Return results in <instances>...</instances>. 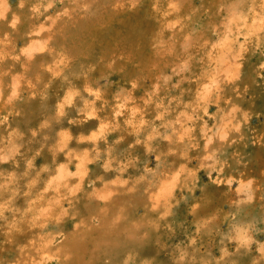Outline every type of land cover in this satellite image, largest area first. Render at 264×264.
Instances as JSON below:
<instances>
[{
	"label": "rangeland",
	"instance_id": "374dc122",
	"mask_svg": "<svg viewBox=\"0 0 264 264\" xmlns=\"http://www.w3.org/2000/svg\"><path fill=\"white\" fill-rule=\"evenodd\" d=\"M35 1L0 0V264H67L66 241L89 214L102 226L105 205L91 199L102 184L145 223L105 264H264V0ZM56 200L53 216L37 215ZM150 201L152 213L139 206Z\"/></svg>",
	"mask_w": 264,
	"mask_h": 264
},
{
	"label": "bare ground",
	"instance_id": "6f19581e",
	"mask_svg": "<svg viewBox=\"0 0 264 264\" xmlns=\"http://www.w3.org/2000/svg\"><path fill=\"white\" fill-rule=\"evenodd\" d=\"M6 1V0H5ZM12 1V0H11ZM126 1V0H125ZM168 1V0H167ZM255 1V0H254ZM3 2V1H2ZM9 2V1H8ZM36 1L34 0V2H33V4L35 3ZM69 2V1H68ZM100 2H101V0H100ZM99 2V3H100ZM135 2H137L136 4H138L139 2L138 1H134V3ZM10 3V2H9ZM124 2H122V4H123ZM176 3V2H175ZM250 3V2H249ZM252 3V2H251ZM253 3H255V2H253ZM11 4V3H10ZM16 4V3H15ZM14 4V5H15ZM151 4H152V2H151ZM242 4H244V2H242L241 3V9H242ZM258 5H259V3H257ZM31 5V4H30ZM121 5V4H120ZM127 5H128V3H127ZM249 5H251V4H249ZM253 5V4H252ZM251 5V6H252ZM257 5V7H261V5L260 6H258ZM263 5H264V3H263ZM97 6V5H96ZM121 6H123V5H121ZM120 6V7H121ZM138 6V5H137ZM221 6V5H220ZM244 6H245V4H244ZM244 6H243V8H244ZM254 6V5H253ZM135 7V6H134ZM139 7V6H138ZM224 7V6H223ZM254 7H256V4H255V6ZM253 7V8H254ZM151 8V7H150ZM164 8H166V6L164 7ZM249 8V7H248ZM84 9V8H83ZM97 9V8H96ZM146 9V8H145ZM240 9V10H241ZM255 9V8H254ZM261 9L263 10V8L261 7ZM69 10V9H68ZM249 10V9H248ZM253 10V9H252ZM19 11H20V9H19ZM86 11V10H85ZM88 11V10H87ZM87 11H86V13H87ZM143 11V10H142ZM152 11V10H151ZM167 11V10H166ZM243 11V10H242ZM247 11V10H246ZM250 11V10H249ZM248 11V12H249ZM11 12V11H10ZM30 12V11H29ZM76 12V11H75ZM160 12V11H159ZM175 12V11H174ZM192 12V11H191ZM250 12H255V11H250ZM264 12V11H263ZM70 13H72V11L70 12ZM154 13V12H153ZM204 13V12H203ZM238 13H240V12H238ZM243 13V12H242ZM247 13V12H246ZM256 13V12H255ZM74 14V13H73ZM84 14V13H83ZM82 14V15H83ZM167 14V13H166ZM175 14V13H174ZM177 14H179V11H178V13ZM261 14V13H260ZM33 15H35V13L33 14ZM77 15H78V12H77ZM115 15V14H114ZM148 15V14H147ZM205 15H206V12H205ZM208 15V14H207ZM238 15V14H237ZM245 15V14H244ZM71 16H73V15H71ZM75 16V15H74ZM84 16H85V14H84ZM87 16V15H86ZM86 16H85V18H86ZM115 16H117V14L115 15ZM174 16V15H173ZM203 16V15H202ZM243 16V15H242ZM251 16V18H252V16L253 15H250ZM257 16H258V14H257ZM261 16H264V13H263V15L261 14ZM89 17V16H88ZM119 17V16H118ZM175 17V16H174ZM201 17V16H200ZM204 17V16H203ZM209 17V16H208ZM238 17V16H237ZM246 17H249L248 15L246 16ZM35 18V17H34ZM83 18V17H82ZM84 18V19H85ZM92 18V17H91ZM153 18V17H152ZM242 18V17H241ZM245 18V17H244ZM250 18V19H251ZM256 18H258V17H256ZM260 18H263V17H260ZM71 19V18H70ZM73 19V18H72ZM145 19V18H144ZM194 19V18H193ZM207 19V18H206ZM264 19V18H263ZM6 20V19H5ZM65 20V19H64ZM85 20H87V19H85ZM154 20V19H153ZM164 20H165V18H164ZM164 20H163V22H164ZM190 20V19H189ZM239 20V19H238ZM237 20V22H239ZM256 20V19H255ZM7 21V20H6ZM6 21H5V23H6ZM56 21V20H55ZM68 21H69V19H68ZM80 21H82L81 20V18H80ZM89 21H91V19L89 20ZM252 21V20H251ZM254 21V20H253ZM261 21V23H262V20H260ZM47 22V21H46ZM67 22V21H66ZM76 22H78V21H76ZM75 22V23H76ZM158 22H159V20H158ZM244 22H246V21H244ZM250 22V21H249ZM248 22V23H249ZM255 22V21H254ZM258 22V21H257ZM4 23V22H3ZM34 23H35V21H34ZM48 23V22H47ZM87 23V22H86ZM91 23V22H90ZM175 23V22H174ZM261 23L259 24V25H257V30H260L261 28L259 27L260 25H261ZM31 24V23H30ZM80 24H81V22H80ZM158 24V23H157ZM161 24H162V20H161ZM160 24V25H161ZM242 24H243V22H242ZM241 24V25H242ZM3 25V24H2ZM6 25H7V23H6ZM66 25V24H65ZM68 25V24H67ZM75 25V24H74ZM82 26L84 25V24H81ZM154 25H155V22H154ZM173 25H175V24H173ZM240 25V23H238V26H241ZM77 26V25H76ZM114 26V25H113ZM116 26V25H115ZM15 27V26H14ZM26 27H28V25L26 26ZM54 27V26H53ZM252 27V26H251ZM55 28V27H54ZM157 28H158V26H157ZM206 28V27H205ZM236 28V27H235ZM246 28V27H245ZM248 28H250V27H248ZM248 28H247V31H248ZM260 28V29H259ZM26 29V28H25ZM51 29V28H50ZM109 29H110V27H109ZM238 29H239V27L237 28V31H238ZM251 29V28H250ZM139 30V29H138ZM138 30H137V34H138ZM162 30V29H161ZM243 30H245V29H243ZM29 31V30H28ZM39 31V30H38ZM83 31H85L84 29H83ZM109 31V30H108ZM155 31V30H154ZM159 31V30H158ZM24 32V31H23ZM25 32H27V31H25ZM64 32V31H63ZM66 32H68V31H66ZM70 33H71V31H69ZM131 32H132V30H131ZM156 32H157V30H156ZM241 32V31H240ZM0 33H1V30H0ZM55 33V32H54ZM74 33H76V32H74ZM73 33V34H74ZM109 33V32H108ZM136 33V32H135ZM139 33H141V31H139ZM143 33V32H142ZM256 35H257V32H254ZM264 32H262V34H263ZM15 34V33H14ZM58 34V33H57ZM61 34V33H60ZM81 34V33H80ZM86 34V33H85ZM240 34V33H239ZM238 34V35H239ZM51 35V34H50ZM53 35H55V34H53ZM62 35H63V33H62ZM69 35V34H68ZM77 35H79V34H77ZM84 35V34H83ZM142 34H140V36H141ZM159 35L160 34H158V37H159ZM237 35V36H238ZM260 35V34H259ZM14 36V35H13ZM63 36H66V35H63ZM79 36H81V35H79ZM105 36V35H104ZM161 36V35H160ZM62 37V36H61ZM74 37V36H73ZM73 37H71V39L73 38ZM147 37V36H146ZM157 37V38H158ZM256 37H258V38H256V39H258L259 40V42H260V39H259V36H256ZM260 37H261V35H260ZM2 38V36L0 37V39ZM55 38V37H54ZM186 38H188V37H186ZM214 38V37H213ZM212 38V39H213ZM50 39L51 38H49V41H50ZM70 39V40H71ZM74 39V41L75 40H78V39H75V38H73ZM204 39V38H203ZM215 39V38H214ZM12 40V39H11ZM52 40V39H51ZM87 40H88V38H87ZM122 40H124V39H122ZM187 40V39H186ZM200 40V39H199ZM209 40V39H208ZM237 40V39H236ZM258 40H255V41H258ZM1 41V40H0ZM54 41V40H53ZM85 41V40H84ZM121 41V40H120ZM238 41V40H237ZM251 41H252V39H251ZM56 42V41H55ZM140 42V41H139ZM199 42V41H198ZM228 43H229V41H227ZM9 43H10V40H9ZM74 43V42H73ZM72 43V44H73ZM85 43V42H84ZM96 43V42H95ZM123 43V42H122ZM197 43V42H196ZM202 43V42H201ZM235 43V42H234ZM238 43V42H237ZM2 44V43H1ZM11 44V43H10ZM21 44V43H20ZM26 44V43H25ZM25 44H23V45H25ZM29 45H30V43H28ZM27 44V45H28ZM39 44V43H38ZM37 44V45H38ZM61 44V43H60ZM63 44V43H62ZM80 44V43H79ZM139 44V43H138ZM227 44V43H226ZM225 44V45H226ZM14 45V44H13ZM34 45V44H33ZM33 45H32V47H33ZM65 45V44H64ZM71 45V44H70ZM70 45H69V47H70ZM82 45V44H81ZM15 46V45H14ZM35 47H36V45H34ZM39 46V45H38ZM48 46V45H47ZM56 46H57V43H56ZM59 47H60V45H58ZM72 46V45H71ZM96 46H97V44H96ZM198 46V45H197ZM201 46V45H200ZM235 46V45H234ZM256 46H258V43L256 44ZM256 46H255V48H256ZM2 47V46H1ZM17 47V46H16ZM24 47V46H23ZM41 47V46H40ZM64 47H66V48H68V46H64ZM122 47H123V45H122ZM121 47V48H122ZM225 47V46H224ZM236 47H237V45H236ZM3 48V47H2ZM26 48V47H25ZM24 48V49H25ZM31 48V47H30ZM37 48V47H36ZM55 48V47H54ZM81 48V47H80ZM96 48V47H95ZM119 48V47H118ZM219 48H220V45H219ZM231 48V47H230ZM229 48V49H230ZM233 48V47H232ZM14 49V48H13ZM40 49H42V48H40ZM39 49V50H40ZM62 49H63V47H62ZM99 49V48H98ZM123 49H125V48H123ZM223 49V48H222ZM228 49V48H227ZM16 50V49H15ZM43 50V49H42ZM42 50H40V51H42ZM69 50V53H71L70 52V50L71 49H68ZM91 50V49H90ZM93 50H95V49H93ZM100 50V49H99ZM98 50V51H99ZM120 50V49H119ZM122 50V49H121ZM256 50V49H255ZM17 51V50H16ZM32 51H33V48H32ZM35 51H36V49H35ZM38 51V50H37ZM47 51V50H46ZM62 51V50H61ZM63 51H64V49H63ZM67 50L65 49V52H66ZM84 51V50H83ZM96 51V50H95ZM102 52H103V50H101ZM100 51V52H101ZM105 51V50H104ZM125 51V50H124ZM123 51V52H124ZM231 51V50H230ZM15 52V51H14ZM18 52H19V50H18ZM82 52V51H81ZM94 52V51H93ZM207 52V51H206ZM236 52H238V49L236 50ZM28 53H29V51H28ZM40 54H41V52H39ZM51 53V52H50ZM60 53H62V52H60ZM59 53V51H58V54H60ZM78 53V52H77ZM77 53H75V54H77ZM85 53H86V50H85ZM88 53V52H87ZM91 53H92V51H91ZM113 53V52H112ZM128 53V52H127ZM235 53V52H234ZM239 53V52H238ZM30 54V53H29ZM57 54V53H56ZM74 54V55H75ZM81 54V53H80ZM105 54V53H104ZM205 54V53H204ZM223 54V53H222ZM231 54V53H230ZM9 55L10 54H8V57H9ZM53 55V54H52ZM62 55V54H61ZM64 55H69V54H64ZM71 55H73V54H71ZM71 55H69L70 57H71ZM74 55H73V57H74ZM114 55V54H113ZM126 55V54H125ZM130 55V54H129ZM140 55V54H139ZM138 55V56H139ZM13 56V55H12ZM11 56V57H12ZM14 56H16V55H14ZM13 56V57H14ZM86 56H87V54H86ZM94 56V55H93ZM109 56H111L110 54H109ZM123 57H124V55H122ZM238 56L239 55H237V58H238ZM11 57H9V58H11ZM17 57V56H16ZM51 57H54V56H51ZM67 58H68V56H66ZM85 57V56H84ZM89 57V56H88ZM92 57V56H91ZM101 57V56H100ZM105 57V56H104ZM128 57V56H127ZM140 57V56H139ZM234 57H235V55H234ZM29 58H31V57H29ZM62 58H65L63 55H62ZM67 58H65V59H67ZM233 58V57H232ZM236 58V59H237ZM7 59V58H6ZM73 59V58H72ZM89 59V58H88ZM93 59V58H92ZM99 59V58H98ZM13 60V59H12ZM26 60H28L29 61V59H27L26 58ZM85 60H87V59H85ZM102 60V59H101ZM110 60V59H109ZM232 60V59H231ZM234 60V59H233ZM7 61V60H6ZM27 61V62H28ZM51 61V60H50ZM59 61H60V59H59ZM62 61H63V59H62ZM90 61V60H89ZM103 61V60H102ZM111 61V60H110ZM133 61V60H132ZM3 62H5L4 60H3ZM32 62V61H31ZM42 62H44V60H42ZM41 62V63H42ZM52 62V61H51ZM70 62V61H69ZM129 62H130V60H129ZM12 63V62H11ZM15 63V62H14ZM40 63V64H41ZM45 63H47V62H45ZM71 63V62H70ZM237 63V62H236ZM235 63V64H236ZM28 64V63H27ZM48 64V63H47ZM89 64V63H88ZM91 64V63H90ZM105 64V63H104ZM106 64H108V62L106 63ZM129 64V63H128ZM131 64V63H130ZM228 64V63H227ZM232 64H234V62L232 63ZM29 65H30V63H29ZM45 65V64H44ZM70 65V64H69ZM133 65H135V64H133ZM211 65V64H210ZM210 65H209V68H210ZM229 65H230V63H229ZM12 66H13V63H12ZM236 67H237V65H235ZM26 67V66H25ZM43 66L41 65V68H42ZM126 67V66H125ZM226 67H228V65H226ZM232 67H234V66H232ZM23 68V67H22ZM28 68V67H27ZM64 68V67H63ZM91 68V67H90ZM92 68H95V67H92ZM91 68V69H92ZM214 68V67H213ZM212 68V69H213ZM235 68V67H234ZM43 69V68H42ZM46 69H47V65H46ZM45 69V70H46ZM89 69V68H88ZM126 69V68H125ZM128 69V68H127ZM141 69V68H140ZM235 69H237V68H235ZM235 69H232V70H235ZM227 69H225V71H226ZM238 70H239V68H238ZM241 70V69H240ZM43 71H44V69H43ZM123 71H125V70H123ZM122 71V72H123ZM137 71V70H136ZM135 71V72H136ZM224 71V70H223ZM228 71V70H227ZM226 71V72H227ZM256 71V70H255ZM89 72V71H88ZM111 72V71H110ZM141 72V71H140ZM144 72V71H143ZM232 72V71H231ZM107 73V72H106ZM125 73V72H124ZM241 73H242V71H241ZM90 74V73H89ZM228 74L229 75H232L233 76V74H235V73H229L228 72ZM258 74V73H257ZM15 75V74H14ZM31 75V74H30ZM39 75V74H38ZM58 75V74H57ZM56 75V76H57ZM126 74H124V76H125ZM139 75V74H138ZM146 75V74H145ZM237 75V74H236ZM29 76V75H28ZM32 76V75H31ZM140 76V75H139ZM138 76V77H139ZM142 76V75H141ZM257 76V75H256ZM58 77V76H57ZM61 77V76H60ZM82 77V76H81ZM84 77V76H83ZM90 77H92V76H90ZM89 77V78H90ZM231 77V76H230ZM236 77V76H235ZM234 77V78H235ZM29 78V77H28ZM77 78V77H76ZM89 78H84V79H89ZM92 78H95V77H92ZM127 78V77H126ZM133 78V77H132ZM227 78V77H226ZM237 78V77H236ZM29 79H31V78H29ZM33 79H34V77H33ZM32 79V80H33ZM91 79V78H90ZM137 79H139V78H137ZM144 79H145V77H144ZM229 79H231V78H229ZM238 79H239V76H238ZM28 80V79H27ZM35 80V79H34ZM33 80V81H34ZM40 80V79H39ZM92 80H94V79H92ZM136 80V79H135ZM148 80V79H147ZM233 80H235V79H233ZM17 81V80H16ZM62 81V80H61ZM139 81V80H138ZM137 81V82H138ZM27 82V81H26ZM29 82L31 83V81L29 80ZM90 82H91V80H90ZM262 82H264V81H262ZM35 83L37 84V82L35 81ZM84 84L86 83L85 81L83 82ZM87 83H89V82H87ZM86 83V84H87ZM32 84V83H31ZM36 84L34 85V86H36ZM49 84V83H48ZM84 84H83V86H84ZM86 84H85V86L84 87H87L86 86ZM91 84H92V82H91ZM91 84H89V85H91ZM232 84V83H231ZM264 84V83H263ZM136 85V84H135ZM213 85H214V83H213ZM222 85V84H221ZM46 86V85H45ZM82 86V85H81ZM92 86V85H91ZM94 86V85H93ZM220 86V85H219ZM230 86V85H229ZM236 86H238V85H235V87ZM32 87H33V84H32ZM38 87V86H37ZM44 87V86H43ZM211 87V86H210ZM223 87V86H222ZM245 87V86H244ZM35 88V87H34ZM48 88H49V85H48ZM76 88V87H75ZM78 88V87H77ZM90 87H88V89H89ZM92 88V87H91ZM202 88V87H201ZM218 88H221V86L220 87H218ZM44 89V88H43ZM42 88L40 89V90H43ZM68 89V88H67ZM70 89V88H69ZM80 89H81V87H80ZM39 90V91H40ZM65 90V89H64ZM63 90V91H64ZM72 90H73V87H72ZM86 90V89H85ZM90 90V89H89ZM88 90V91H89ZM94 90V89H93ZM211 90V89H210ZM224 90V89H223ZM38 91V90H37ZM212 92H213V94H214V91H213V89L211 90ZM16 92V91H15ZM31 92V91H30ZM69 92H71V90L69 91ZM211 92V93H212ZM223 92V91H222ZM35 93V92H34ZM38 93V92H37ZM90 93V92H89ZM88 93V94H89ZM72 94V93H71ZM87 94V95H88ZM239 94V93H238ZM237 94V95H238ZM246 94V93H245ZM31 95V94H30ZM33 95V94H32ZM36 95V94H35ZM50 95V94H49ZM63 95V94H62ZM75 95H76V93H75ZM153 95V94H152ZM206 95H207V93H206ZM219 95V94H218ZM34 96V95H33ZM73 96H74V94H73ZM209 96V95H208ZM214 96V95H213ZM223 96V95H222ZM221 96V97H222ZM236 96V95H235ZM250 96V95H249ZM35 97V96H34ZM41 97V96H40ZM60 97V96H59ZM207 97V96H206ZM231 97V96H230ZM31 98H32V96H31ZM36 98V97H35ZM81 98V97H80ZM79 98V99H80ZM211 98V97H210ZM216 98L217 97H215V101H216ZM219 98H220V96H219ZM218 98V99H219ZM229 98V97H228ZM248 98V97H247ZM61 99V98H60ZM59 99V100H60ZM78 99V100H79ZM102 99V98H101ZM230 99V98H229ZM28 100V99H27ZM47 100V99H46ZM45 100V101H46ZM81 100V99H80ZM213 100V99H212ZM226 100H227V98H226ZM225 100V101H226ZM30 101V100H29ZM32 101V100H31ZM102 101H103V99H102ZM101 101V102H102ZM40 102H41V100H40ZM71 102H72V100H71ZM81 102V101H80ZM83 102V101H82ZM100 102V103H101ZM210 102V101H209ZM66 104V103H65ZM71 104V103H70ZM76 104H77V102H76ZM59 105H60V102H59ZM58 105V106H59ZM63 105V104H62ZM62 105H61V107H59L60 109H62ZM67 105V104H66ZM84 105H85V103H84ZM207 105V104H206ZM101 106V105H100ZM216 106H218V105H216ZM235 106V105H234ZM63 107H65V106H63ZM208 107V106H207ZM207 107H206V109H207ZM215 107V106H214ZM233 107V106H232ZM231 107V108H232ZM239 107V106H238ZM15 108V107H14ZM216 108V107H215ZM235 109L237 108V106H235L234 107ZM100 109H102V108H100ZM205 109V110H206ZM221 109V108H220ZM241 109V108H240ZM232 110V109H231ZM242 110V109H241ZM208 111V110H207ZM235 111V110H234ZM234 111L232 110V112L234 113ZM237 111V110H236ZM244 111H246V110H243V112ZM98 112H101V111H98ZM231 112V111H230ZM60 114H61V110H60V112H59ZM59 113H58V115H59ZM228 113H229V111H228ZM240 114H242V113H240ZM244 114V113H243ZM242 114V115H243ZM24 115V114H23ZM22 115V116H23ZM183 115H185V114H183ZM196 115V114H195ZM228 115H230V114H228ZM233 115H235V113L233 114ZM10 116V115H9ZM15 116H17V115H15ZM92 116V115H91ZM186 116V115H185ZM192 118H193V115H190ZM7 117V116H6ZM118 117V116H117ZM191 117H189V118H191ZM97 118H98V115H97ZM185 118H188V116H186ZM195 118V117H194ZM193 118V119H194ZM243 118H245L244 116H243ZM100 119V118H99ZM204 119V118H203ZM222 119V118H221ZM220 119V120H221ZM238 120V119H237ZM68 121V120H67ZM81 121V120H80ZM245 121V120H244ZM101 122V121H100ZM170 122V121H169ZM225 122V121H224ZM70 123V122H69ZM227 123V122H226ZM230 123H231V121H230ZM248 123V122H247ZM76 124V123H75ZM166 124H167V121H166ZM220 124V123H219ZM245 124V123H244ZM201 125H203V124H201ZM69 126V125H68ZM170 126H171V124H170ZM186 126H188V125H186ZM247 126V125H246ZM166 127V126H165ZM164 127V128H165ZM191 127H192V125H191ZM200 127V126H199ZM204 127V126H203ZM224 127H226V126H224ZM245 127V126H244ZM187 128V127H186ZM186 128H185V131H186ZM193 128V127H192ZM191 128V129H192ZM189 130H190V126H189V128H188ZM234 129H235V127H234ZM247 129V128H246ZM90 130V129H89ZM163 130V129H162ZM165 130V129H164ZM183 130V129H182ZM202 130V129H201ZM205 130V129H204ZM223 130V128L221 129V131ZM19 131V130H18ZM167 131V130H166ZM174 131V130H173ZM172 130H171V132H173ZM176 131V130H175ZM248 131V130H247ZM15 132V131H14ZM168 132V131H167ZM187 132V131H186ZM93 133H95V132H93ZM92 133V134H93ZM163 133V132H162ZM165 133V132H164ZM201 133V132H200ZM221 133H225V132H221ZM238 133H240V132H238ZM60 134V133H59ZM83 134V133H82ZM97 134V133H96ZM96 134L94 135V136H96ZM189 134V133H188ZM222 134V135H223ZM12 135H14V134H12ZM164 135V134H163ZM216 135V134H215ZM218 135H220L219 133H218ZM262 135V134H261ZM156 136V135H155ZM165 136V135H164ZM189 136H190V134H189ZM226 136H227V134H226ZM57 137V136H56ZM167 137V135L165 136V138ZM210 137V135L208 136V138ZM219 137H221V136H219ZM97 138H99V137H97ZM194 138V137H193ZM225 138V137H224ZM55 139H57V138H55ZM101 139V138H100ZM211 139V138H210ZM223 139V138H222ZM6 140V139H5ZM8 140V139H7ZM61 140V139H60ZM163 140H164V138H163ZM166 140V139H165ZM181 140V139H180ZM212 141V140H211ZM254 141V140H253ZM21 142H23V140H22V138H21ZM50 142V141H49ZM57 141H55L54 143H56ZM111 142H113V141H111ZM110 142V143H111ZM205 142V141H204ZM207 143V142H206ZM260 143V142H259ZM48 145V143L46 142L45 143V145ZM96 144V143H95ZM46 145V146H47ZM58 145V144H57ZM63 145V144H62ZM61 145V146H62ZM97 145V144H96ZM45 146V147H46ZM64 146V145H63ZM22 147V146H21ZM44 147V148H45ZM192 147H194L193 145H192ZM246 147V146H245ZM64 148V147H63ZM73 148H75V147H73ZM98 147L96 146V149H97ZM195 148V147H194ZM76 149H80V148H76ZM206 149V148H205ZM247 149V148H246ZM82 150H83V148H82ZM90 150V149H89ZM99 150V149H98ZM81 151V150H80ZM213 151H215V150H213ZM217 151V150H216ZM244 151V150H243ZM97 152V151H96ZM98 152H100V151H98ZM222 152V151H221ZM18 154H19V152H17ZM67 153H70V151H68V152H66V155H67ZM114 153V152H113ZM213 153V152H212ZM215 153V152H214ZM81 154V153H80ZM92 154H94V153H92ZM97 154V153H96ZM207 154H210V153H207ZM83 155V154H82ZM95 155V154H94ZM103 155V154H102ZM146 155V154H145ZM213 155V154H212ZM74 156H76V154H74ZM77 156H79V155H77ZM84 156V155H83ZM91 156V155H90ZM93 156V155H92ZM111 156H112V154H111ZM208 156V155H207ZM204 157H205V155H204ZM238 157V156H237ZM73 158V157H72ZM202 158V157H201ZM212 158H214V157H211V160H212ZM71 159V158H70ZM193 159V158H192ZM203 159V158H202ZM205 159V158H204ZM203 159V160H204ZM207 159V158H206ZM205 159V160H206ZM26 160V159H25ZM28 160V159H27ZM26 160V161H27ZM208 160H210V158L208 159ZM239 160V159H238ZM25 161V162H26ZM159 161V160H158ZM192 161V160H191ZM235 161H237V160H235ZM207 162V161H206ZM60 163V162H59ZM79 163V162H78ZM83 163V162H82ZM91 163H94V162H91ZM160 163H161V161H160ZM208 163V162H207ZM212 163V162H211ZM235 163H237V162H235ZM61 164V163H60ZM63 164V163H62ZM61 164V165H62ZM68 164V163H67ZM67 164H65L64 166H66ZM88 164V163H87ZM61 165H60V168L59 169H61L62 167H64V166H62L61 167ZM75 165H77V164H75ZM206 165V164H205ZM210 165V163L208 164V166ZM236 165V164H235ZM80 166V165H79ZM201 166V165H200ZM199 166V167H200ZM260 166L262 167V168H264V159H261V161H260ZM59 167V166H58ZM77 167V166H76ZM210 167H211V165H210ZM78 168V167H77ZM63 169V168H62ZM62 169L60 170V171H62ZM67 170V169H66ZM65 170V171H66ZM75 170H76V168H75ZM79 170H81V168L79 169ZM79 170H77L78 172H80V173H82L81 171H79ZM88 170V169H87ZM57 171H59V170H57ZM59 171V172H60ZM63 171H64V169H63ZM193 171V170H192ZM77 172V173H78ZM85 172H86V170H85ZM63 172H61L60 174L61 175H63L62 174ZM189 173H191V172H189ZM238 173V172H237ZM57 175H58V173H56ZM56 174H54V175H56ZM75 174V173H74ZM146 174V173H145ZM60 175V176H61ZM66 175V174H65ZM65 175L63 176V177H65ZM68 175H70V174H68ZM85 175V174H84ZM86 175H87V173H86ZM149 175V174H148ZM67 176V175H66ZM74 176V175H73ZM77 176V175H76ZM75 176V177H76ZM78 176H79V173H78ZM52 177V176H51ZM50 177V179H53V178H51ZM62 177V176H61ZM80 177V176H79ZM83 177H85V176H82V177H80V179H81V181H82V179H83ZM175 177V176H174ZM231 177V176H230ZM71 178V177H70ZM229 178V177H228ZM234 178V177H233ZM238 178H240V177H238ZM38 179V178H37ZM46 179V178H45ZM44 179V180H45ZM63 179V178H62ZM79 179V180H80ZM250 179H253V177L252 178H250ZM54 180V179H53ZM57 180V179H56ZM66 180V179H65ZM93 180V179H92ZM127 179H125V181H126ZM52 181V180H51ZM171 181V180H170ZM227 181V180H226ZM247 181V180H246ZM245 181V182H246ZM252 181V180H251ZM250 181V182H251ZM58 182V181H57ZM63 182V181H62ZM66 182V181H65ZM248 182V181H247ZM250 182H248L249 184H250ZM192 184V183H191ZM224 184V183H223ZM226 184H227V182H226ZM187 185V184H186ZM196 185V184H195ZM194 185V186H195ZM219 185V184H218ZM244 185V184H243ZM246 185V184H245ZM48 186V185H47ZM78 186V185H77ZM78 187H81L80 185L78 186ZM77 187V188H78ZM249 187H250V185H249ZM59 187H57V189H58ZM77 188L75 189V191L77 190ZM169 188H170V184H168L167 186H165L164 187V189H163V193H162V190H161V194H159V190L157 191L158 192V195L157 196H162L161 197V199L162 200H165L166 198H167V196H168V190H169ZM48 188L46 187V191H48L47 190ZM229 190V189H228ZM65 191H67V192H69V193H71L73 190H71V191H69L68 189L67 190H65ZM95 191H96V189H95ZM241 191V190H240ZM15 192V191H14ZM16 192H18V190H16ZM16 192L14 193V194H16ZM41 192V191H40ZM263 192V191H262ZM39 193V192H38ZM181 193V192H180ZM11 194H12V192H11ZM263 194V193H262ZM21 195V194H20ZM179 195V194H178ZM237 195V194H236ZM46 196V195H45ZM67 196V195H66ZM156 196V195H155ZM156 196V197H157ZM130 197H133V195H130ZM260 197V196H259ZM26 198V197H25ZM61 198V197H60ZM241 198V197H240ZM32 199H34V198H32ZM32 199H30L31 201H33ZM91 199H92V202H94L96 205H97V207H99L100 205L102 206L103 204L105 205V208H103L102 210H100V209H97V212L95 211L94 213L95 214H97V217H98V219L101 221V223H102V226L100 227V228H95V230H92L91 228H90V224H91V222L92 221H94V220H92V218L94 217L92 214H89V216L86 218V220H84V227H82L83 228V230L82 231H80V232H78V230H77V232L75 233V235H73V236H71L70 238H68L67 239V241H66V244H65V246H66V248H65V250H64V252H63V255L65 256V258H66V262H67V264H105V263H103L105 260H107L112 254H114V253H117V252H120V251H123V250H125V249H127L128 247H134V246H136L137 245V243L136 242H138V241H140V234H141V231H142V229L144 228L143 226H145V223H143V222H141V221H138V219L136 218L137 217V215H138V206L137 207H135V206H131V207H129V206H125L124 205V199H121L120 198V192L119 191H117V188H115V187H108V186H103V184H102V188H100L99 190H97L96 192H94V193H92L91 194ZM252 200H253V197L251 198ZM40 200V199H39ZM39 200H35V201H39ZM238 200V199H237ZM31 201H29V202H31ZM68 201H70V200H68ZM1 203H3L2 201H0ZM24 202V201H23ZM29 202H27V203H29ZM56 202H59V203H61L60 201H58V200H56L55 202H53L54 204H53V207H51L50 205V211H49V208L48 209H46V211H42V209L43 208H47V207H43V208H40L41 209V211H39L38 209H37V215H40V217H45V216H49V214H51L52 216L57 212V211H59V209L61 208V206H59V203H56ZM240 202V201H239ZM243 202H244V200H243ZM0 203V205L2 206V204ZM12 203V202H11ZM25 203H26V201H25ZM47 203V202H46ZM50 203V202H49ZM150 204H148V203H145V202H142V203H140L139 204V206H141L145 211H148V213H152L154 210H155V205H154V201L153 202H149ZM30 204V203H29ZM28 204V205H29ZM27 205V204H26ZM56 205V206H55ZM0 206V207H1ZM5 206V205H4ZM6 206H8V204L6 205ZM5 206V207H6ZM48 206V205H47ZM48 206V207H49ZM100 206V207H101ZM227 206V205H226ZM3 207V206H2ZM29 208H30V206H28ZM31 207H32V205H31ZM194 207H195V205H194ZM8 208V207H7ZM6 208V209H7ZM14 208V207H13ZM12 208V209H13ZM2 209V208H1ZM9 209H10V207H9ZM8 210V209H7ZM16 210V209H15ZM20 210V209H19ZM18 210V211H19ZM28 210H30V209H28ZM28 210H27V212H28ZM53 210V211H52ZM63 211H64V207H63V209H62ZM61 210V211H62ZM141 210V209H140ZM10 211H11V209H10ZM12 211H14V210H12ZM17 211V212H18ZM25 211V210H24ZM20 212V211H19ZM62 213H64V212H62ZM62 213H61V215H62ZM66 213V212H65ZM228 215H229V213H228ZM58 216H59V214H58ZM21 217V216H20ZM19 217V218H20ZM50 217V216H49ZM48 217V218H49ZM15 218V217H14ZM19 218H17V220L19 219ZM207 218V217H206ZM229 218V217H228ZM8 221H11V220H8ZM15 222V221H14ZM14 222H12V223H14ZM95 222V221H94ZM172 222V221H171ZM5 223H7V222H5ZM16 223V222H15ZM14 223V224H15ZM55 223V222H54ZM53 223V224H54ZM229 223V222H228ZM37 222L33 225V224H31V225H29L28 223H26L25 224V227H30V228H35V227H38L37 225ZM44 224H45V222H44ZM7 225V224H6ZM49 225V223L47 224V226ZM200 225H202V224H200ZM227 225V224H226ZM9 227H10V225H8ZM50 226V225H49ZM44 227V226H43ZM46 227V226H45ZM54 227V226H53ZM57 227V226H56ZM47 228V227H46ZM85 228V229H84ZM218 228V227H217ZM43 229V228H42ZM56 229V228H55ZM57 230V229H56ZM42 231H44V230H42ZM58 232V231H57ZM61 232V231H60ZM214 232H215V229H214ZM63 233V232H62ZM218 233H219V231H218ZM217 234V233H216ZM54 235V234H53ZM52 235V236H53ZM58 235V234H57ZM48 236V235H47ZM63 236V235H62ZM122 236H125L127 239L126 240H119ZM199 236V235H198ZM54 237V236H53ZM59 237V236H58ZM41 238V237H40ZM61 238H63V237H61ZM210 240V239H209ZM245 240V239H244ZM121 241H123V242H121ZM208 241V240H207ZM230 241V240H229ZM231 241H233V240H231ZM247 241V240H246ZM58 242V241H57ZM51 243V242H50ZM44 244H45V242H44ZM49 244V242L47 241V245ZM46 245V246H47ZM50 245H52V244H50ZM54 245V244H53ZM45 246V247H46ZM156 246H157V244H156ZM161 246V245H160ZM164 246V245H163ZM163 246H162V248H163ZM231 245H229L228 247H230ZM18 248V247H17ZM200 249H201V247H200ZM228 249V248H227ZM233 250V249H232ZM172 251V250H171ZM262 252V251H261ZM44 254V253H43ZM48 254V253H47ZM166 254V253H165ZM171 254V253H170ZM49 255V254H48ZM45 256V255H44ZM52 256V255H51ZM216 256V255H215ZM259 257V256H258ZM32 258V257H31ZM180 258V257H179ZM42 259V258H41ZM56 259H58V257L56 258ZM36 261H38V260H36ZM45 261V260H44ZM31 262V261H30ZM181 262H182V260H181ZM12 263H14V262H12ZM36 263V262H35ZM37 264H39V262L37 263Z\"/></svg>",
	"mask_w": 264,
	"mask_h": 264
}]
</instances>
